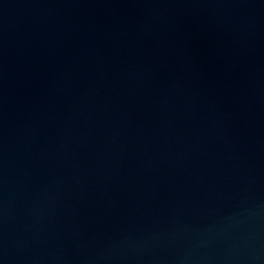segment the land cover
<instances>
[{
	"label": "water",
	"instance_id": "95a60500",
	"mask_svg": "<svg viewBox=\"0 0 264 264\" xmlns=\"http://www.w3.org/2000/svg\"><path fill=\"white\" fill-rule=\"evenodd\" d=\"M0 264H264V0H0Z\"/></svg>",
	"mask_w": 264,
	"mask_h": 264
}]
</instances>
